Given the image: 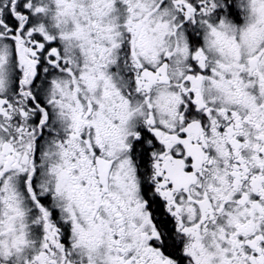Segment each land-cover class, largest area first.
Masks as SVG:
<instances>
[{
  "label": "snow or ice",
  "instance_id": "1",
  "mask_svg": "<svg viewBox=\"0 0 264 264\" xmlns=\"http://www.w3.org/2000/svg\"><path fill=\"white\" fill-rule=\"evenodd\" d=\"M0 264H264V0H0Z\"/></svg>",
  "mask_w": 264,
  "mask_h": 264
}]
</instances>
